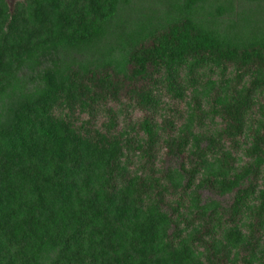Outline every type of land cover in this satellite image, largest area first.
Masks as SVG:
<instances>
[{"label":"rangeland","instance_id":"374dc122","mask_svg":"<svg viewBox=\"0 0 264 264\" xmlns=\"http://www.w3.org/2000/svg\"><path fill=\"white\" fill-rule=\"evenodd\" d=\"M227 1H232L231 10L215 15L217 8H224L226 0H199L190 8L184 6L185 0H118L113 16L101 23L88 12L87 0H81L79 6L73 7L68 6V0H53L52 5L42 14L35 12L24 0H0V57H4L3 69L0 71V78L3 77L0 79V93L35 91L39 74L47 67L63 73L69 69L74 70L75 67L89 65V69L100 72L102 76H106L105 73L111 70L119 72L126 68L129 71L130 66L126 65L129 52L140 45H147L152 35L165 30L169 25L190 21L194 27L203 31L222 30L236 14V0ZM64 9L66 12H77L74 19L68 13V21L73 22H64L61 17ZM96 27H99L97 30L100 32L77 49L67 46L53 48L44 44L59 37L72 40ZM38 43L40 50L33 54L28 52ZM189 65H193L190 58L181 66L177 76L182 91L180 99H171L166 94L163 70L158 68L150 69L143 80L138 82L122 79L118 75L123 81L122 86L115 87L114 90L97 88L88 83L86 76H82V84L77 82L74 90L64 94L69 101L60 100L51 109L54 115H60L58 119L64 123L63 129L67 133L94 138L97 137L96 134H101L110 140H117L121 135L117 157L119 164L113 172L114 180L112 177L108 185L107 180H102L96 174L91 186L81 195V202L85 205V199H95V193L99 191L98 201L93 207L101 215L96 217L94 214L93 217H96L97 223L105 218L114 233H105L104 243L95 247V250H81L79 244L73 245L64 256L71 264H114L118 259L122 262L125 253L143 250V240L135 225L145 216L147 209H154L155 214L158 211L170 220L165 232L168 239L162 240V245L160 243L153 247L159 253L155 252V255L147 250V253H153L151 258L157 260L154 264H202L200 248H194L190 242V236L195 233L196 222L192 219H196L193 218L196 211H205V215L209 216L214 209V217L217 215L215 219L219 218L220 222H224L223 228L215 235V239L219 238L217 233L223 235L220 243L223 245L225 260L221 264H264V218L257 217L254 212L256 199L248 202L243 213L235 217L236 220L225 223L229 218L233 192L219 194L213 188L214 181L249 163L245 157L249 135L264 113V69L238 68L220 61H206L204 64L197 62L191 70ZM135 86L138 89L132 90ZM250 87H254L255 91L249 112L244 117L245 127L240 143L208 153L204 166L195 176L190 189L182 192L184 179L169 182L164 177L165 173L179 171L178 164L182 155H168L165 147L170 142L177 141L178 137L191 144L197 137L214 136L221 129L220 116H211V110L220 109L230 97L237 96L244 88ZM139 91L143 92V96L138 94ZM152 100L157 101L156 104L151 105ZM145 115L150 117L153 124L155 141L152 147L144 154L138 150L125 149L124 139L130 138L132 145L145 139L136 127L134 129V125ZM205 143V140L201 142ZM34 161L35 158L25 156L21 160H12L11 166L13 171H17L32 167ZM2 165L3 162H0V172ZM105 169L103 167L102 172ZM3 179L0 175V182ZM139 179L145 181V184H141L143 188L136 191ZM205 179L207 182L199 184L200 180L202 182ZM130 180H133L135 188L132 190L131 187L126 193L123 186ZM257 181L256 192L259 194L264 192V180L260 177ZM112 186L119 188L116 198L109 189ZM156 190L162 191L160 198L154 196ZM193 192L198 196L195 201H191ZM180 195L182 196L178 198ZM154 199L160 201L159 204L155 205ZM2 200L0 196V201ZM23 201V198L15 199L8 210L3 212L12 222L24 217ZM2 205L0 203V208ZM248 223L253 225L251 231L256 245L251 256H246L243 250ZM92 229L96 230L97 227ZM229 232L233 235L232 238L225 236ZM217 247L221 249L219 245ZM13 252L20 253L21 257L26 254L24 248L14 249ZM74 252L81 254L72 260ZM160 252L167 256L166 263Z\"/></svg>","mask_w":264,"mask_h":264},{"label":"trees","instance_id":"16d2710c","mask_svg":"<svg viewBox=\"0 0 264 264\" xmlns=\"http://www.w3.org/2000/svg\"><path fill=\"white\" fill-rule=\"evenodd\" d=\"M24 1L40 14L45 13L46 8L53 3V0ZM198 1L185 0L184 6L190 8ZM68 2V6L73 7L79 6L81 0ZM117 2L118 0H87V9L95 19L104 23L113 16ZM236 2L235 17L228 21L222 30L203 31L194 27L190 21H185L183 24L169 25L165 30L152 35L147 45H140L129 52L126 60V65L130 66L129 71L126 68L119 72L111 70L105 73L106 76H102L100 72L89 69V65L75 67L74 70L69 69L63 73L47 67L39 74V83L35 91L0 93V162H3L0 175L4 177L0 182V196L3 198L0 201L3 203L0 208V264H71L64 256L73 245L79 244L81 250L85 248L95 250V247H100L104 243L105 233L109 231L114 233V229L110 228V223L105 218L99 223L95 220L101 215L93 207L98 201L99 191L95 193L97 196L95 199L86 198L85 205L81 202V195L88 186H91L96 174L102 180H107L110 185L109 181L112 180L113 172L119 164L117 157L121 135L117 140L114 138L110 140L101 134H96L97 137L94 138L67 133L63 129L64 123L58 119L60 115L51 112L54 105L60 100L69 101L64 94L74 90L77 82L82 84L80 83L82 76H86L88 83L97 88L114 90L115 87L122 86V79L142 81L150 69L162 68L166 94L171 99H180L182 91L177 76L179 69L189 58L193 65L197 62L204 64L206 61H220L236 65L238 68L264 69V0ZM231 8L232 1L226 0L224 8H217L215 15L230 11ZM68 13L73 19L77 15L76 11L66 12L64 9L61 17L65 23L73 22L68 21ZM98 28H93L89 33L72 40L59 37L44 44L47 43L53 48L67 46L77 49L88 43L93 35H97L100 32ZM38 49L40 50L39 43L34 44L28 52L33 54ZM3 61L4 57H0V71L3 69ZM193 65L188 66L190 70ZM262 79L264 84V72ZM250 86L257 87L255 84ZM135 89L138 87H132V90ZM254 91V87L244 88V93L230 97L220 109L211 110V116L214 114L220 116L221 129L215 132L214 136L206 137L207 139L197 137L191 144L178 137L177 141H172L165 147L168 155H182L178 164L179 173L170 171L164 175L169 182H176L182 178L185 180L182 192L189 190L195 176L202 170L208 153L224 147L231 148L240 143L245 127L244 117L249 112ZM138 94L143 96V92L139 91ZM152 101L151 105L157 102ZM151 122L150 117L143 116L134 125V129L136 127L145 139L132 145L130 138H126L123 147L132 151L138 150L141 154L149 151L155 141ZM204 140L206 143L201 144ZM174 145H177L175 149ZM24 155L35 158L32 167L13 171L11 161L21 160ZM245 157L249 163L213 183L215 185L213 188L219 194L233 192L229 218L225 223L236 220L235 217L243 213L251 199L257 201L254 207L256 216L264 218V192L259 194L256 192L257 180L260 177L264 180V113L249 135ZM103 167H106L104 172ZM132 181L123 186L126 193L131 187L132 190L135 188ZM205 181L207 182V179L202 182L200 180L199 184ZM138 183L140 184L136 186V191L143 188L141 184H145V181L139 179ZM109 189L116 198L119 188L112 186ZM121 194L123 195V192ZM161 195L162 191L156 190L154 196L160 198ZM197 197L193 192L191 201H195ZM22 198L24 217L12 222V219H8L3 212L8 210L12 201ZM154 200L155 205L159 204L160 201ZM204 212L196 211L194 214L193 218L196 219L192 221H196L195 233L190 236V242L194 248H200L202 264H221L225 260L223 245L220 243L223 235L217 233L218 239H215V235L223 228L224 222H220L219 218L215 219L217 216L214 217L215 209L209 216ZM94 214L96 217H93ZM169 223V218L164 214L158 211L155 214L154 209H147L145 216L135 225L143 240V250L125 253L123 261L118 259L114 264H154L157 260L152 259L153 253L149 254L147 250L159 253V250H154L153 247L160 243L162 245V240L168 239L165 232ZM93 227L97 229L93 230ZM251 228L253 225L248 223V235L243 242L246 256H251L256 248ZM225 236L233 237L231 232ZM19 248L26 251L24 257L13 252ZM160 253L163 254L162 259L166 263L167 256L164 252ZM80 254L72 253V260L78 258Z\"/></svg>","mask_w":264,"mask_h":264}]
</instances>
